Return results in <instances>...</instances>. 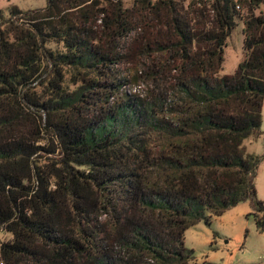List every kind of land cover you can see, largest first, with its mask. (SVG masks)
Listing matches in <instances>:
<instances>
[{
  "label": "trees",
  "instance_id": "trees-1",
  "mask_svg": "<svg viewBox=\"0 0 264 264\" xmlns=\"http://www.w3.org/2000/svg\"><path fill=\"white\" fill-rule=\"evenodd\" d=\"M262 3L0 10V264H190L186 231L246 199L264 232L244 146L262 126ZM244 9L245 58L222 75ZM143 79L146 96L125 90ZM46 135L59 156L42 166Z\"/></svg>",
  "mask_w": 264,
  "mask_h": 264
},
{
  "label": "rangeland",
  "instance_id": "rangeland-1",
  "mask_svg": "<svg viewBox=\"0 0 264 264\" xmlns=\"http://www.w3.org/2000/svg\"><path fill=\"white\" fill-rule=\"evenodd\" d=\"M122 1L127 9L132 8L135 3V0ZM186 1L190 2L191 0ZM15 6L24 11H36L45 8L47 0H0V10L6 16L9 15V10ZM246 11V9L242 10V16L236 17L238 26L227 40L222 75L236 72L238 65L245 58L243 30ZM261 12H264V3L256 10L257 14ZM122 70L126 76H130L127 69ZM70 76L71 74L68 72L66 81L75 88L70 82ZM137 83L143 85L141 96H146L154 86L153 83L144 79L133 84ZM38 145L41 150H38L35 158L40 165L44 166L59 156L55 138L48 135L43 136ZM244 146L247 155L261 159L254 182L257 198L264 202V105L261 129L259 133L247 138ZM50 150H56V152L51 153ZM256 211L253 202L246 199L232 209L226 210L223 215L213 216L210 223L201 221L190 227L186 231L185 240V245L194 252L190 264H264V232L257 228ZM11 239V233L0 230V247Z\"/></svg>",
  "mask_w": 264,
  "mask_h": 264
},
{
  "label": "built area",
  "instance_id": "built-area-1",
  "mask_svg": "<svg viewBox=\"0 0 264 264\" xmlns=\"http://www.w3.org/2000/svg\"><path fill=\"white\" fill-rule=\"evenodd\" d=\"M206 1V0H205ZM238 8H240V6H238ZM142 84H132V85H127L125 87V90L129 91V92H136L138 94H142Z\"/></svg>",
  "mask_w": 264,
  "mask_h": 264
}]
</instances>
